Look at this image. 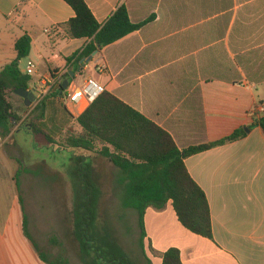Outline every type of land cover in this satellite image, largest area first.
Masks as SVG:
<instances>
[{
    "label": "crops",
    "instance_id": "crops-1",
    "mask_svg": "<svg viewBox=\"0 0 264 264\" xmlns=\"http://www.w3.org/2000/svg\"><path fill=\"white\" fill-rule=\"evenodd\" d=\"M85 1L101 24L121 5L133 23L145 24L81 66L83 60L68 59L89 40L68 37L62 25L75 12L64 0H0V73L17 56L15 43L28 34L31 51L20 60V69L24 73L32 59L36 70L28 89L50 84L44 122L57 142L33 133L30 125L20 127L36 101L26 107L22 97L7 95L21 115L6 137L0 132V264H52L63 256L37 244L47 256L43 260L26 236L20 178L34 169L29 165L38 166L33 174L45 178L46 185L67 173L34 155L28 167L22 165L18 186L15 160L19 163V152L33 153L34 147L18 143L15 149L14 137L24 133L33 136V142L39 138L55 152L72 150L74 156L87 155L95 165L94 156L99 154L64 145V133L71 124L67 110L77 118L90 105L82 98L77 103L66 100L59 92V84L66 79L68 88L83 87L94 79L167 131L181 151L245 129L243 138L185 159L190 175L207 196L213 238L185 228L170 203L164 210H146L145 250L152 264H162L163 253L171 247L180 250L183 264H264V132L260 126L249 128L257 106L264 104V0ZM101 66L104 71L98 69ZM70 72L75 73L73 78ZM112 170L107 174H119L114 165ZM110 188L116 191L118 184L112 182Z\"/></svg>",
    "mask_w": 264,
    "mask_h": 264
},
{
    "label": "trees",
    "instance_id": "trees-1",
    "mask_svg": "<svg viewBox=\"0 0 264 264\" xmlns=\"http://www.w3.org/2000/svg\"><path fill=\"white\" fill-rule=\"evenodd\" d=\"M72 7L75 16L62 27L70 38H86L89 42L78 53L68 59L84 61L95 52L112 44L131 32L139 29L145 22L135 24L131 21L126 6L121 5L104 24H101L85 0H64ZM32 40L28 34L15 43L16 58L7 64L0 73V132L6 137L19 116L13 110L7 98L8 90L29 88L32 77L23 73L19 62L29 56ZM69 76L66 74L65 78ZM62 95L63 82L59 84ZM58 92V93H59ZM51 94L37 103L30 112V128L33 133L42 134L50 143L56 142L44 122L47 99ZM71 124L64 133V145L88 153L99 154L107 158L119 169L116 183L121 209L122 221L127 220L129 211L137 216L139 229V246L152 264L145 250V213L149 207L157 210L166 209L171 203L178 220L191 232L212 239V216L207 196L203 189L190 175L185 159L196 153L221 146L246 136L245 129H238L232 134L215 142L191 146L181 151L172 136L131 108L112 93L104 90L77 118L67 110ZM258 116V117H257ZM27 119V118H26ZM254 123L249 126H260L264 132V114L256 113ZM79 127L80 129H77ZM57 144V142H56ZM74 165L69 169L73 185V224L74 235L80 245L84 264H136L129 254L120 246L110 231L104 234L98 231V216L102 191L94 177L92 160L87 155L72 158ZM21 163V161H18ZM20 168L16 174L19 186ZM24 231L34 244L40 257L47 260L28 232L27 216L24 215ZM53 242H61L53 237ZM60 256L52 264H68ZM162 264H183L180 250L169 248L162 255Z\"/></svg>",
    "mask_w": 264,
    "mask_h": 264
},
{
    "label": "rangeland",
    "instance_id": "rangeland-1",
    "mask_svg": "<svg viewBox=\"0 0 264 264\" xmlns=\"http://www.w3.org/2000/svg\"><path fill=\"white\" fill-rule=\"evenodd\" d=\"M90 66L92 71H94V64L90 63ZM85 75L86 74H84V76ZM82 79L80 78V80ZM7 95L12 99L17 94L10 89ZM25 109L26 108L23 107V111ZM15 113L17 116L21 115L18 111H15ZM29 121L30 115H28L27 119L20 127H27L30 123ZM14 122L16 123V120H14ZM14 139L15 149L18 143L24 144L25 147L29 149H31L32 145L34 147V150L31 149L33 153L27 151L19 152L20 160L23 163H17L15 160V183L18 180V178H16L18 170L20 168L22 169V165L24 167L27 166V162L28 165L31 164L30 162L33 160L34 155L38 159H47L57 170L66 171L67 173L66 177L56 176L52 179V183L46 185L48 181L45 178L33 174L35 168L38 167L37 165L33 167L29 165L30 168L34 169H31L28 173H24L25 171L23 173L21 172L22 175L20 179L24 188V191H21V195L25 200L24 207L27 216L28 231L41 249L53 255H65L72 264H84L79 242L74 235L73 186L71 187L68 181L70 180L69 169L74 165L72 161L74 151L64 150L55 152L53 146L47 147L46 144H43V140L39 138H35V142H33V136L29 137L24 135V133L16 134ZM94 164V177L102 191L98 216L99 233L104 234L106 229L109 227L112 228L115 241L124 248L132 261L136 264H146L145 256L139 246L137 216L135 212L129 211L127 220H121L120 215H122L124 211L121 209L116 191H112L110 188V184L116 182L117 179V175L112 176L107 174V172H113V164L100 155L94 156ZM53 237L58 239L61 244H54Z\"/></svg>",
    "mask_w": 264,
    "mask_h": 264
},
{
    "label": "built area",
    "instance_id": "built-area-1",
    "mask_svg": "<svg viewBox=\"0 0 264 264\" xmlns=\"http://www.w3.org/2000/svg\"><path fill=\"white\" fill-rule=\"evenodd\" d=\"M101 71H104V67L98 68ZM36 70V63L29 59L26 63L24 73L32 76ZM44 88L37 89L36 91V104L41 101L51 90V86L48 82L44 83ZM104 91V88L96 82L94 79H89L83 87H72L68 88L65 91V98L71 103H77L81 98L85 101L91 103L100 93ZM257 113L264 114V104H260L256 108Z\"/></svg>",
    "mask_w": 264,
    "mask_h": 264
},
{
    "label": "water",
    "instance_id": "water-1",
    "mask_svg": "<svg viewBox=\"0 0 264 264\" xmlns=\"http://www.w3.org/2000/svg\"><path fill=\"white\" fill-rule=\"evenodd\" d=\"M96 54H97V52H95L91 57L86 59L84 61V63L90 62L92 57ZM74 76H75V73L70 72V77L73 78ZM68 87H69V79H66L63 82V89L66 90V89H68ZM36 91H37L36 87L33 89L19 88V89L15 90L14 93L24 99V104L26 105V107H31L32 104L36 101V97H37ZM13 119H12V123H15L14 122L15 119L14 120Z\"/></svg>",
    "mask_w": 264,
    "mask_h": 264
}]
</instances>
